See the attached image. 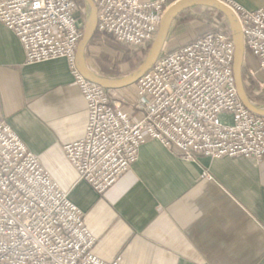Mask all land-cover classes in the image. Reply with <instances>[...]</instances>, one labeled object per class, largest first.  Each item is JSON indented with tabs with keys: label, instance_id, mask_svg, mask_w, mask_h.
<instances>
[{
	"label": "built area",
	"instance_id": "2783aa9c",
	"mask_svg": "<svg viewBox=\"0 0 264 264\" xmlns=\"http://www.w3.org/2000/svg\"><path fill=\"white\" fill-rule=\"evenodd\" d=\"M92 1L97 35L139 51L150 49L171 5L168 0ZM222 1L239 18L246 53L264 74V6L248 10ZM214 18V30L164 51L126 97L79 73L76 52L85 20L74 0H0V23L20 41L27 64L67 60L87 103L88 125L84 137L65 145L64 152L79 179L99 195L133 167L148 141H159L188 161L263 156L264 117L240 101L231 28L218 11ZM258 72L249 70L248 78ZM95 242L83 211L0 121V264H122L121 255L99 259Z\"/></svg>",
	"mask_w": 264,
	"mask_h": 264
},
{
	"label": "crops",
	"instance_id": "0c3cea01",
	"mask_svg": "<svg viewBox=\"0 0 264 264\" xmlns=\"http://www.w3.org/2000/svg\"><path fill=\"white\" fill-rule=\"evenodd\" d=\"M233 1L248 10L264 6V0ZM246 56L256 71L258 61ZM134 91L135 86L120 94L130 97ZM0 121L83 211L99 259L264 264V154L258 160L188 161L161 142L148 141L133 167L99 195L79 179L64 152L65 145L84 137L88 125L87 103L67 60L27 64L20 41L1 23Z\"/></svg>",
	"mask_w": 264,
	"mask_h": 264
},
{
	"label": "water",
	"instance_id": "95a60500",
	"mask_svg": "<svg viewBox=\"0 0 264 264\" xmlns=\"http://www.w3.org/2000/svg\"><path fill=\"white\" fill-rule=\"evenodd\" d=\"M83 1L86 8V20L83 37L76 52V65L79 73L87 81L111 91H120L136 85V83L153 68L163 53L170 30L176 18L186 10L192 8H209L224 15L229 22L235 45L233 74L240 101L249 112L264 117V104H258L252 101L246 92V84L243 78L246 47L241 22L235 12L222 0H178L171 4L162 18L160 29L154 43L141 61L139 67L131 74L122 77L103 76L88 65L86 50L88 44L96 34L98 14L97 8L92 0Z\"/></svg>",
	"mask_w": 264,
	"mask_h": 264
},
{
	"label": "rangeland",
	"instance_id": "374dc122",
	"mask_svg": "<svg viewBox=\"0 0 264 264\" xmlns=\"http://www.w3.org/2000/svg\"><path fill=\"white\" fill-rule=\"evenodd\" d=\"M214 13L215 11L212 9L201 7L192 8L183 12L179 17L176 18L171 28L170 37L164 51L172 52L173 50H170L171 48L175 47L174 50H176L182 45L202 36L206 32L214 30L218 25L216 18H214ZM170 43L171 48H169ZM147 51L149 50L139 51L121 47L115 44L112 40L102 38L101 36L97 35L95 43L89 50L88 63L94 71L100 74L101 71L99 67L103 62L115 72V74L110 75V77H122L131 74L139 67ZM126 52H130L132 54L131 60H135V62L125 61L124 57ZM244 68L246 85L250 88L253 95V92L256 90L261 93L259 96L254 95L255 97L258 99H264V88H261V85L264 86V74L259 73L258 68L256 70L258 73L255 79L248 78L249 70L256 68L252 67L251 60L249 58L246 59ZM122 91L124 90H120L119 92L122 93ZM124 96L129 97L128 95ZM254 102L258 104H264V102Z\"/></svg>",
	"mask_w": 264,
	"mask_h": 264
},
{
	"label": "trees",
	"instance_id": "16d2710c",
	"mask_svg": "<svg viewBox=\"0 0 264 264\" xmlns=\"http://www.w3.org/2000/svg\"><path fill=\"white\" fill-rule=\"evenodd\" d=\"M74 1L76 2L77 6H78V9L81 11L84 20H86V8H85L84 1L83 0H74ZM96 39H97V33L94 35V37L92 38V40L90 41V43L87 46V50H86V58H87V60L89 58V50L91 49V47L95 43ZM147 53H148V51H147ZM124 58H125V61H133V60H131L132 59V54L130 52H126ZM133 62H135V60ZM99 68H100V71H101L100 74L103 75V76H110V75H114L115 74L114 70L112 68H109V66L107 64L103 63V62H102V64H100ZM243 78H244V82L246 84V81H245V68H243ZM246 92H247L248 96L250 97V99L252 101L264 102V99H258L257 97H255L252 94L250 88L247 85H246Z\"/></svg>",
	"mask_w": 264,
	"mask_h": 264
}]
</instances>
